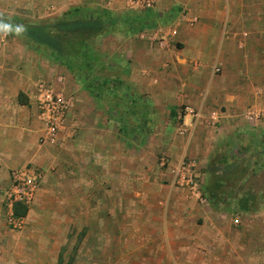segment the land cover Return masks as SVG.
Instances as JSON below:
<instances>
[{
    "label": "crops",
    "instance_id": "0c3cea01",
    "mask_svg": "<svg viewBox=\"0 0 264 264\" xmlns=\"http://www.w3.org/2000/svg\"><path fill=\"white\" fill-rule=\"evenodd\" d=\"M230 1L154 0L149 10L156 15L155 24L142 30L146 32V38L139 41L125 37V47L121 50L122 58L130 62L129 74L124 80L130 84L128 87L134 89L132 94L146 95L148 102L140 100L146 105L148 116L171 120V124L168 121L165 127H161L169 129L173 135V141L168 139V155L172 161H177L185 154L196 159L189 165L192 174L194 164L197 170H201L213 150L224 146L223 139L227 132L234 130L244 133L238 128V123H242L240 117L256 125L248 132V144L253 143L257 133H264V77L262 82L255 80L256 73L259 76L260 71L264 72V28L245 30L236 27L240 18L255 24L256 21L264 22V15H248L245 19L233 17L228 13ZM54 3L60 7L57 12L67 11L70 7L87 6L119 14L127 11L129 0H54ZM186 9L187 19L196 17V23L188 24L177 19L179 12ZM174 30L175 35L170 36ZM158 37L164 38L166 41L163 43L166 45L161 46L159 41L146 42ZM172 41L179 42L178 47L171 46ZM233 48L241 53L247 52L240 64L238 61H234V64L228 61L231 58L228 51ZM215 63L219 66L216 70L233 65L238 82L230 81L235 86L232 85L223 93L219 88L218 93L212 94L220 77L229 74L226 70L221 75L212 74ZM243 71L247 79H243ZM64 72L68 71L21 37L0 34V192L6 191L9 186L11 171L31 166L41 175L33 203L39 202L44 195L61 198L66 188L78 181V172L86 169L87 163L94 165L95 159L90 156L95 146L104 150L108 179L114 173L112 169L118 168L120 180L126 182L128 174H132L136 184L139 169L138 182L142 184V151L140 149L138 160L135 151L136 147L141 146L136 144L135 138L129 143L134 148V166L132 163L129 165V172L127 167L130 161L124 148L126 142L123 143L119 128L115 133L112 129V132L107 131V126L102 125L105 111L100 103L74 77L75 91L69 92ZM39 79L50 81L67 101L64 125L54 143L40 142L42 123L35 105L36 83ZM181 105L196 109L198 118L191 122L190 116L178 117L176 110ZM215 106L219 111L215 109L211 115L209 113L208 119L212 127L204 129V120L208 118L206 114ZM253 112H259L257 120L250 118ZM176 117L181 122H174ZM154 123L151 128L156 132L159 129L158 121ZM214 130L219 137L211 143ZM106 134L112 143L104 141ZM175 169L172 168V173L169 169L167 172L171 190L176 189L175 185L184 186L181 177L175 175ZM197 187L198 194L187 188L189 193L168 198V206L164 210L156 208L158 193H135L141 199L144 196L151 198L150 206H144L140 200V205L135 207V212L141 215L136 217L139 222L134 225L135 237L130 240L135 246L132 255L135 264H264V237H240L239 231L230 227L227 221L200 225L196 222L193 225L184 223L186 217L183 215L192 209H196L200 215L204 212L208 216L211 211L212 214L228 218L226 213L229 211L223 206L212 207L203 195L204 200H200ZM196 200L204 205L201 211L196 206ZM236 207L237 202L233 204V212L237 210ZM159 214L163 217L160 218ZM157 216L163 220V224L160 225ZM215 231L220 237L215 236ZM5 233L0 232V264H14L17 257L11 251L12 242L4 238ZM228 234L229 239L226 237ZM255 250L262 252L260 255L254 254Z\"/></svg>",
    "mask_w": 264,
    "mask_h": 264
},
{
    "label": "rangeland",
    "instance_id": "374dc122",
    "mask_svg": "<svg viewBox=\"0 0 264 264\" xmlns=\"http://www.w3.org/2000/svg\"><path fill=\"white\" fill-rule=\"evenodd\" d=\"M58 7L55 5L54 0H0V17L32 25L59 18L63 13L73 8L70 7L64 12H57ZM228 8V13L236 18L243 17L245 19L248 15H264V0H231ZM126 9L129 11V6H126ZM187 11V9L181 10L177 19L185 22L188 17ZM236 27L245 30L262 29V27L264 28V22L259 21L258 23L256 21L255 24H252L242 21V18H240L236 22ZM140 32L131 35L129 33L125 34L123 31L112 30L93 38L91 45L98 54V64L95 71L111 80L119 78L124 82V78L129 74H125V72L128 71L130 63L129 60L122 58L121 50H124L122 47H125V37L144 41L139 37ZM158 41L159 37L146 40L147 43H157ZM178 44L179 42L176 41L171 42V46L174 48L178 47ZM228 53L231 55V58L228 59L231 64H234V61H238L240 64L247 55V52L243 51L241 53L238 49L234 50V48L230 49ZM217 66V63L213 65L212 74L221 75L223 70H226L229 74L220 77V81L216 82V89L213 90L212 94L218 93L219 88L221 93L226 92L229 87L234 85L230 81H234L236 84L238 82V77L232 68L233 65L223 70H216ZM256 74L255 80H261L260 82H262L264 72L260 71L259 76L258 73ZM63 75L68 91L74 92L76 86L74 85L73 75L69 72H64ZM242 75L244 76L243 79H247L245 71L242 72ZM124 83L126 89L128 88L131 92L134 91V89L128 87L130 86L128 82L125 81ZM114 90L112 94L106 95L99 102L105 111L102 125L107 126L108 132H112V130L114 132L119 128L115 124L116 122L111 119L110 113H108V110L113 108L112 113H115L116 119H123V125L128 131H131L138 118L134 117L130 111L127 112V105L124 104L122 99L123 90L119 87L114 88ZM145 96L139 95L136 97L148 102ZM184 106L181 105L179 108ZM251 106L249 105V107ZM256 106L258 107V105ZM143 107L144 105L140 106V109L142 110ZM215 109L219 111L218 107L215 106L206 114L208 118L203 119L205 122L204 129L207 126L212 127L208 119L210 120L209 117ZM194 110L198 113L196 109ZM222 110L220 109V111ZM154 117L152 115L146 117V128L144 129H147V133L141 138H135L136 144L141 146L136 147L135 150L137 160L140 158V149L142 151L141 160L143 164L140 167L144 176L142 184L138 182L139 169L136 173V184L132 174H128L126 182L123 179L120 180L117 175L118 168L112 169L114 173L111 172L114 176L111 174L108 179L106 176V160L103 159L104 150L95 146L91 150L93 153L90 156L93 160L95 159L94 165L87 163L86 169L78 172V181L72 182L73 184L66 188L63 197L44 195L39 202L33 203L20 229H13L9 225L5 205V190L0 192V220L2 222L0 232H6L4 238L9 239L13 244L11 251L17 257L14 264H71V262L74 264H135V257L132 256L135 253V246L130 242L135 237L134 225L139 222L136 217L140 214L135 212V207L140 205V200L144 206L151 205L150 197L144 196L141 199L140 195L135 193L142 191L143 195H148L151 192L158 193L156 208L164 210V207L168 206V198L173 199L175 196L178 197V194L189 193L187 187L175 184L176 189L171 190V182L167 179L168 169L172 173L171 170L177 167L179 159V162L183 161L188 165L196 160L185 154L179 157L177 161H172L173 159L168 155L167 148L168 139L173 141V135L168 131L169 129L161 128L165 127L168 121L170 124L172 122L170 119L161 116L159 118ZM239 119L242 120V123H238V128L244 133L234 132V130L227 132L226 137H223L224 146L213 150L214 152L208 158L204 168L198 169V171L196 164L192 168L193 170L195 168L192 175L199 186L201 195L205 197L207 203L213 205H211L212 207L223 206L224 209H227L229 211V213H226L228 218L217 213L212 214L211 211L208 212V216L204 212H201L202 215H200L196 209H192L188 214L183 215L186 217L184 223H192L193 225L196 222L200 225L215 222L226 223L227 221L230 227L239 231L240 237L245 238L253 235L254 238H263L264 133L256 132V138L254 141L252 140V145L248 144V132L250 133V128L256 127V125L251 124L245 117ZM154 121H158L159 125L156 132L151 128L155 124ZM174 122H181V119L176 117ZM216 132L214 130L211 133V143L215 141L216 137H219ZM107 135L104 136L106 138L104 141L112 143L113 141ZM121 136L124 139L123 143L126 142L124 148L126 149L127 160L130 161L127 169L131 172L129 165L132 163L134 166V148L132 147L133 144L129 143L133 138L128 135L121 134ZM84 159L87 161V158ZM246 195H249L252 201L249 205V211L241 210L237 203V210L233 212V204L238 202L237 200L246 197ZM197 202L196 206L201 211L200 208L204 205H200L199 201ZM158 216L163 217L162 214ZM158 216L157 221L161 225L163 220ZM235 220L238 222L235 223ZM215 233V236L220 237L217 231ZM226 237L229 239V234ZM261 252L262 250H255L254 254L260 255Z\"/></svg>",
    "mask_w": 264,
    "mask_h": 264
},
{
    "label": "trees",
    "instance_id": "16d2710c",
    "mask_svg": "<svg viewBox=\"0 0 264 264\" xmlns=\"http://www.w3.org/2000/svg\"><path fill=\"white\" fill-rule=\"evenodd\" d=\"M155 13L149 9L145 11H126L121 14H112L100 8L73 7L59 18L26 25L15 20L1 18L3 22L15 26L22 25L24 31L16 35L13 30L9 36L22 37L27 43L35 47L47 58L57 62L64 67L73 77L89 92L98 102L106 95L112 94L114 88L123 90L122 99L127 109L134 117L138 118L137 123L131 131L123 125V119H116L113 108L108 110L111 119L119 126V133L130 138H141L147 133L145 122L148 117L147 107L139 98L125 88L124 82L115 78L109 79L96 72L98 54L94 51L91 41L108 31H123L125 34H136L154 25ZM128 74V71L125 72ZM140 109V106H143ZM258 143V142H257ZM251 197H243L238 200L241 210L248 212ZM250 203V204H249ZM28 208L15 203L13 214L17 218H25Z\"/></svg>",
    "mask_w": 264,
    "mask_h": 264
},
{
    "label": "built area",
    "instance_id": "2783aa9c",
    "mask_svg": "<svg viewBox=\"0 0 264 264\" xmlns=\"http://www.w3.org/2000/svg\"><path fill=\"white\" fill-rule=\"evenodd\" d=\"M154 0H129L128 6L133 11H145L152 8ZM196 17L186 19L188 24L196 23ZM175 35V30L170 36ZM146 32L139 33L140 38H146ZM164 38H159L161 46H164ZM35 105L37 115L42 123L40 142L54 143L60 134L67 111V101L65 97L56 89V87L47 80L39 79L36 83V99ZM178 117L190 116L191 122L198 118V113L190 106H184L176 110ZM250 118L257 120L259 112L250 114ZM190 166L183 161L177 165L175 175L182 180V185L187 187L192 193L198 194V185L190 173ZM41 181L40 173L27 166L22 169L13 170L10 173V184L4 192L6 211L8 214L9 225L13 229H20L25 218H17L13 214V206L15 203L27 207L28 209L33 204L36 192ZM199 199L204 200L199 193ZM238 221L235 220V223Z\"/></svg>",
    "mask_w": 264,
    "mask_h": 264
},
{
    "label": "clouds",
    "instance_id": "9594fccd",
    "mask_svg": "<svg viewBox=\"0 0 264 264\" xmlns=\"http://www.w3.org/2000/svg\"><path fill=\"white\" fill-rule=\"evenodd\" d=\"M13 30L15 31L16 35H20L24 31V28L22 25L15 26L14 28L13 25L5 23L3 22V20H0V34L8 35L12 33Z\"/></svg>",
    "mask_w": 264,
    "mask_h": 264
}]
</instances>
